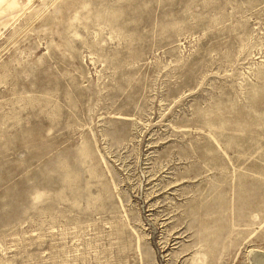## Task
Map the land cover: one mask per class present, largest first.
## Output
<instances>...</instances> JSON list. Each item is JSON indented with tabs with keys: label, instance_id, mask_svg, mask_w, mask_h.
Here are the masks:
<instances>
[{
	"label": "rangeland",
	"instance_id": "obj_1",
	"mask_svg": "<svg viewBox=\"0 0 264 264\" xmlns=\"http://www.w3.org/2000/svg\"><path fill=\"white\" fill-rule=\"evenodd\" d=\"M0 264H264V0H0Z\"/></svg>",
	"mask_w": 264,
	"mask_h": 264
}]
</instances>
